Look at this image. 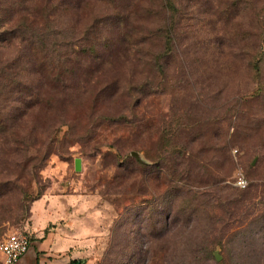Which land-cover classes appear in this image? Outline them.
Returning <instances> with one entry per match:
<instances>
[{
    "label": "rangeland",
    "instance_id": "374dc122",
    "mask_svg": "<svg viewBox=\"0 0 264 264\" xmlns=\"http://www.w3.org/2000/svg\"><path fill=\"white\" fill-rule=\"evenodd\" d=\"M56 181L94 264H264V0H0V241Z\"/></svg>",
    "mask_w": 264,
    "mask_h": 264
},
{
    "label": "crops",
    "instance_id": "0c3cea01",
    "mask_svg": "<svg viewBox=\"0 0 264 264\" xmlns=\"http://www.w3.org/2000/svg\"><path fill=\"white\" fill-rule=\"evenodd\" d=\"M96 203L93 196L53 182L30 205L22 227L30 245L15 264H94L102 233Z\"/></svg>",
    "mask_w": 264,
    "mask_h": 264
},
{
    "label": "built area",
    "instance_id": "2783aa9c",
    "mask_svg": "<svg viewBox=\"0 0 264 264\" xmlns=\"http://www.w3.org/2000/svg\"><path fill=\"white\" fill-rule=\"evenodd\" d=\"M233 183L242 188L247 186V179L241 170L235 171ZM29 245L30 236L25 229L18 227L9 230L0 241L2 264H15L28 250Z\"/></svg>",
    "mask_w": 264,
    "mask_h": 264
},
{
    "label": "water",
    "instance_id": "95a60500",
    "mask_svg": "<svg viewBox=\"0 0 264 264\" xmlns=\"http://www.w3.org/2000/svg\"><path fill=\"white\" fill-rule=\"evenodd\" d=\"M80 168H81V160H80L79 157H76L74 159V169L75 170H80Z\"/></svg>",
    "mask_w": 264,
    "mask_h": 264
},
{
    "label": "trees",
    "instance_id": "16d2710c",
    "mask_svg": "<svg viewBox=\"0 0 264 264\" xmlns=\"http://www.w3.org/2000/svg\"><path fill=\"white\" fill-rule=\"evenodd\" d=\"M78 261L77 260H74L73 262H71L70 264H77Z\"/></svg>",
    "mask_w": 264,
    "mask_h": 264
}]
</instances>
